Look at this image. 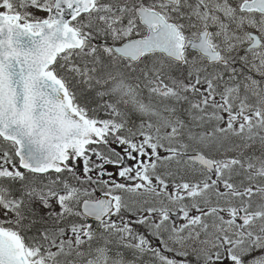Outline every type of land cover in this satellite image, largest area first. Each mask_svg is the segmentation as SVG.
<instances>
[{
    "label": "rangeland",
    "instance_id": "374dc122",
    "mask_svg": "<svg viewBox=\"0 0 264 264\" xmlns=\"http://www.w3.org/2000/svg\"><path fill=\"white\" fill-rule=\"evenodd\" d=\"M25 2H30V0H26ZM133 2L137 3L138 0H128V1L127 0H101V5L97 6L96 7L97 9L95 8L96 11L94 10L95 13L93 12L94 15L92 14L94 24L96 26L103 25L106 28L105 31H107L108 34L111 36H116V37H121V38H126L130 35L136 36V34H139V29L137 28L138 26L136 25L135 21L132 18L127 19L125 23L120 24L119 28H116L112 25V22H114L113 21L114 19L112 20V18H109V20H107L103 18L109 15V14L104 15V13H109V11L112 10L111 4H118L117 6L115 5V9L117 10L113 11L112 13L115 16V19H117L120 16L126 17L132 11ZM204 5H205L204 0H195L194 2V7L197 10ZM8 8H10V4L8 3V1L0 0V10H4ZM29 11H30V15H34V16L38 15V12L35 10L29 9ZM263 25H264V20L262 19L261 22L258 24V27H259V30L264 33ZM90 53H97V52H90ZM90 53H83V54L77 53L75 55V58L78 60H82L84 58V54H85V57H87V55H89ZM65 59L72 60V55ZM252 61H253V64L249 68V70L246 72V75H245V81H246L245 94H247L250 97L252 96L251 101H248L247 99L243 98L242 99L243 105H241L238 110V113L248 114V121H241L239 119H236L234 126H233V134L237 135V137L231 140V144H232L231 147L234 151H237L241 153L242 155L240 163H238L239 169H244L243 168L244 164L249 165L248 167L250 171L252 170L251 173L257 178H259V179H255V181L264 183V174L259 175L258 173L259 167L264 169V152L263 154L261 153L259 158L253 161L252 165H250L249 163H247V160L250 156L249 151L251 149V146L247 142L246 144L241 143L242 139H244L246 136L247 139L251 137L250 143L252 145H255L256 143L257 145L264 146V139H259L255 141V139L253 138L255 135L256 136L259 135L261 138H264V47L260 51L252 55ZM94 66H96V62L92 61L89 66L86 67L85 65V67L83 68L86 70H91V68ZM116 66L114 68L115 71L117 70ZM86 70L85 72L86 74H88ZM257 73H258L259 78L255 76ZM113 81L115 82L112 83L110 89L115 90L118 94V98H115L117 104L121 106L122 105H133L135 98H134V93H132L130 89L129 81H127L126 79H123L122 77L113 78ZM204 84L208 85L207 79H205ZM149 91H150V88H149ZM149 91L147 93H149ZM110 95L111 97H113L112 94ZM251 102H253V104H251ZM246 106H249V110H245ZM111 113H116V112L112 111ZM164 119L173 122L172 116L166 115L164 116ZM175 128H176V125L175 123H173L171 125L170 130H168L166 133L162 135L160 134L159 131H155L154 134L157 139V142L160 141L161 137H165V139L169 141V136L172 135V131ZM249 128H257L258 135L252 134V133L249 134L248 133ZM208 140H210V137L208 138ZM251 158H253V156H251ZM220 160L221 158L216 159L217 166L220 164ZM181 184L182 183L178 184L172 181L171 183L166 182L165 186L168 185V186H171L172 188L168 190L169 192H165V193H168V194L175 193L172 190L177 189L174 187L181 186ZM192 190H194V187L191 186L189 191H192ZM251 190H252V187H251ZM168 213H169L168 210H164L162 207H160L158 215L163 221L167 217ZM182 216H184V213L182 214ZM153 224L157 225L156 222H153ZM71 230H73V228L71 227L68 229L64 228L60 233V238L62 242H59L57 244L55 242H52L51 246L34 247L33 250L31 251V255L34 257V259L37 262L48 263L49 260L46 257H44L40 251H43L44 254H47L49 257H53V258L57 257L58 255L67 253L71 248H73L77 244L72 238V236L70 235ZM175 230H177V227L172 226V227H167L166 229H164V231L160 230V232H156L153 235L144 234L141 230H139L137 234H140L143 240H145L146 237H150L151 241L158 242L159 246L158 248H156V250L162 253L163 256H170L171 259L173 260V264H185V262L189 261L190 258H185L184 254H187L188 252L195 253L196 251L192 250V247L197 246V245L194 243H191L190 246H185L184 244H176V246H174L175 245L174 244L172 246L171 241L169 240L168 237H172L176 233V232H173ZM164 233H170V234H164ZM214 233H215V228L211 230L210 236H208V238L206 239V242L204 243V247L206 250L199 251L201 253L200 255H202V258L200 259V264L205 263L209 254H211L212 252H218L216 251L217 249L215 246L216 243L214 242V240H212V238L215 237ZM163 236L164 238H162ZM262 237L263 238L261 239V243H264V235ZM163 239H166V240H163ZM209 239L211 240V243H212L210 250L207 248V245L209 244V241H210ZM198 249L199 248L197 246V250ZM222 249H223V246L220 245L219 251ZM227 249L229 250V253L225 254L224 252L220 251L218 255H223V256L227 255L229 257H232L233 259H237L238 257L241 256V252L239 251V249L233 250L231 247H228ZM115 263L116 262L111 261V259L105 261V264H115ZM250 264H264V262L256 258V260L252 261Z\"/></svg>",
    "mask_w": 264,
    "mask_h": 264
},
{
    "label": "water",
    "instance_id": "95a60500",
    "mask_svg": "<svg viewBox=\"0 0 264 264\" xmlns=\"http://www.w3.org/2000/svg\"><path fill=\"white\" fill-rule=\"evenodd\" d=\"M254 3L256 2H253L249 9L255 8L264 11V0H259L258 4ZM9 20L4 15H0V134L4 138L15 141L17 133H19V125L23 122L25 111L29 107V101L34 98L43 99V93H45L43 81H37V77H39L37 73H39V67L41 66L35 67L34 57H36L37 62L43 61L45 49L49 45H44L40 38L39 43L36 42L31 45L33 37L30 39L28 34L23 32L25 31L24 28L21 29L17 22L11 23ZM29 47L34 54L33 61H29L24 75H19L21 67L25 63ZM32 47H36V49H31ZM143 47H145V41L139 43L138 49L127 47L126 52L129 56L135 57L143 53ZM63 112L68 116V121L72 120L77 123L76 129L71 131V135L74 138L71 140L73 148L70 149L68 147L66 149L67 152H75L78 141L86 142L94 134L88 130L85 120L76 112H70L66 108ZM29 135H31V132ZM67 136L66 131H63V139H66ZM55 140L57 141L56 137ZM62 144L63 142H61ZM43 145L44 143H41V146ZM51 159L53 157L49 155L47 164L50 163ZM54 161L55 158L53 159ZM16 239L12 236L0 234V264H27L23 258L20 243Z\"/></svg>",
    "mask_w": 264,
    "mask_h": 264
},
{
    "label": "flooded vegetation",
    "instance_id": "af4514ba",
    "mask_svg": "<svg viewBox=\"0 0 264 264\" xmlns=\"http://www.w3.org/2000/svg\"><path fill=\"white\" fill-rule=\"evenodd\" d=\"M100 130V127L97 126ZM248 133L257 134L258 135V129L257 128H249ZM256 140L264 139L261 138L259 135L253 137ZM249 144L251 146L250 149V156H253V159H248L247 163L252 165L253 161H255L257 158L260 157V150L258 152L255 151V149L258 146L255 143V145H252L251 137L248 139ZM88 152V153H87ZM87 152L79 155L76 160V177H75V184H77V189L82 190L83 194L81 197H87V198H81L78 199L80 202L78 207H80L82 200L87 199L91 200V198H94L95 196L93 193V186L92 184L95 181V174L99 175L101 170L103 169L102 164V154L103 151L101 150V147L97 146H91ZM87 157V159H85ZM124 158L126 162L128 161L129 164L125 168V175L123 176V182H126V186L128 187L131 183H136L137 181H140L142 178L141 170H142V163H143V157L138 155V151L134 150L131 152V157L127 159V155L124 153ZM140 162L141 164H139ZM249 165L244 164L243 168L246 171V175H243L241 178L240 176L237 177V181L235 183L234 188L232 189V194L230 196V202L228 203L227 210V221L228 225L232 226L235 225L231 222H235L234 217L239 220V223L236 224V231H244L246 227H248L251 223L255 222L257 226H259V219L261 216L264 220V183L263 182H256L255 179H259L256 176H254L249 167ZM251 168V167H250ZM258 173L264 174V169L259 167ZM78 175L81 177L83 183L80 181V178L78 179ZM263 177V176H262ZM239 179L241 180L240 183ZM131 181V183H130ZM252 187V190H251ZM235 207V209H232V207ZM231 209V210H230ZM251 218V222L247 225L243 226V224L246 223L247 219ZM224 240V239H223ZM251 240L255 241V236H251ZM228 245L225 246V254H227ZM259 253V250L257 251ZM255 250L249 253V255L254 254ZM264 254V253H263ZM249 255H242L238 257L237 259H233L229 256H223V255H216L214 257L213 264H243L248 261H245L248 259Z\"/></svg>",
    "mask_w": 264,
    "mask_h": 264
},
{
    "label": "bare ground",
    "instance_id": "6f19581e",
    "mask_svg": "<svg viewBox=\"0 0 264 264\" xmlns=\"http://www.w3.org/2000/svg\"><path fill=\"white\" fill-rule=\"evenodd\" d=\"M216 81L221 84L223 82V78L222 77L221 78H216ZM183 97H184V95H182L178 100L175 101L174 107L172 109H166V110H164V112H167L168 111V112H171L172 114H175V115H182V114L189 113V109H188V107L186 105V102H185V100H184ZM259 150L261 151L260 154L261 153L263 154V152H264V146L261 145V146H258L255 149L256 152H258ZM184 175L185 176H190L191 173L188 172V171H185ZM119 247H120L119 244L116 243V244H112L111 246H109L107 248V250H108L109 253H115L118 250ZM125 263L143 264L141 262L131 261L129 259H126L125 260Z\"/></svg>",
    "mask_w": 264,
    "mask_h": 264
}]
</instances>
